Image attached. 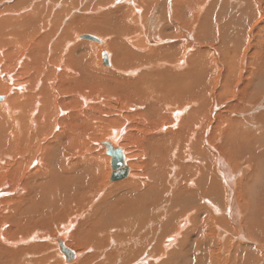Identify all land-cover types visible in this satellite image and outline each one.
I'll return each mask as SVG.
<instances>
[{"label":"rangeland","instance_id":"obj_1","mask_svg":"<svg viewBox=\"0 0 264 264\" xmlns=\"http://www.w3.org/2000/svg\"><path fill=\"white\" fill-rule=\"evenodd\" d=\"M15 1L16 0H10L9 3V1L4 2L0 0V5H12ZM30 1V4L27 3L26 5V11L30 12L29 7H31L32 4L38 5L40 9H44V14L46 15L42 19L44 22H47L45 23V29L37 28L35 30L33 35L34 37L28 35L26 39L24 38L21 43L22 47L18 43V48L20 47V50L18 51L24 50L22 60L24 59L25 53L29 52L28 49L30 48V45L37 37L41 35L44 37L43 33H48L47 31L51 32L54 30L53 36L50 37L46 43H44V48L51 50V44H54L58 41L62 30L66 27V24L76 19V28H73L74 31L72 30L71 32L73 35L81 32V29H86L89 32L83 33L82 31L81 34L79 33L80 36L91 35L95 37H102L106 41L105 46H100L98 44L99 41L93 43L92 41L81 39V41L85 40L93 43V47L89 50L93 55H91L92 60L89 62V64H91L95 70H99L101 67L105 68V66L101 65L100 61L103 49L106 48L111 52L109 45L113 46V43L118 41L124 43L123 46H127L129 50L131 49L130 51L132 53H135V55L138 53L136 51L137 47L146 48L144 52H139L145 55L147 52L150 54L151 49L157 50L170 45H172L174 49L169 50L170 53L164 55L167 60L165 58L160 59L161 54H154L152 55L153 57L151 60L146 64H142L140 61H137V57L134 55L135 57L133 58L135 59L132 58V61H128L124 65L125 70L122 69V74L120 73L124 77L126 76L125 79L133 80L139 77L143 71H145V73L155 72L158 88L156 90H152V86H150L151 84L147 83L146 87L149 86L147 87L149 88V93L144 92L143 95L148 94L151 95L152 98L158 97V100H152L150 98L147 99L143 106H130L129 109H127V102L121 104V102L118 100V98L122 97L121 95L119 97L113 98L111 102L107 101V103H103L100 108L103 109L104 113H106L105 116L98 118L97 115L100 108H96L90 115V118L93 116L91 121L89 119V121L84 124H77V130L81 131L82 129V132L86 129L88 130H86V132L84 131L87 137L84 134L86 138L83 137L80 143V148H84V144L85 147L88 148L85 151L82 149H75L74 151L73 149L69 154L70 156H64L61 150H56L54 154L59 156H55V159H51L48 167H43L44 172L39 174L38 178L34 182L28 181L31 188V193L29 196L19 201L12 200V204H5L7 205L5 206L7 209H11L10 212L6 209L4 211V215H11V218L4 226L3 223L0 222V226L3 227H0V231L9 229L11 226H15V224L21 220L22 227L17 228H20L19 230L21 231L20 233H22L23 237L31 236L33 238L34 236L32 235L35 233H37L38 236L32 241L29 240V243L27 242V244L18 245L17 247H8L30 249L32 244H34V247H36L39 246L40 242L42 241L43 242L41 246L44 247V244L46 243L45 239L41 240L42 237L44 238L48 235H51L54 240L57 236L60 237L64 231L61 225L64 224L66 229L68 224L73 223V227L68 231V235L74 234V239L79 236H81L82 239L88 237V232L90 229L92 232H94V235L91 237L90 234L92 232L89 234L90 240L85 244L84 250H82L83 247H78L76 249V252L81 253V260L87 257L88 264H108L103 258L104 253L108 252H114L122 259H129L130 263L135 262L138 257L142 260L147 254H151L152 257L156 258L162 252V247L158 246L160 243L159 240L163 243L167 237L172 235L173 231L178 225L177 220L175 221L174 228L172 225L169 227L166 225L168 219L176 217L175 215H170V212L181 209V206L178 204V202H183L187 199L185 197L186 192L175 195L178 186H175V182L171 181L169 183L170 187L173 188V194L171 199L165 202L168 195V184L164 185V190L162 189V186L163 183L167 181V179L171 180V175L169 174H167L168 178L162 177L159 174L160 179L157 180L158 185H155L154 182H151L152 184L148 183L145 185V187L142 186V193L138 191V187H134L133 189L122 188L116 190L114 186L118 185L119 183H109V176L105 174L107 164L105 161H103V157L101 155L102 149L97 145V143L103 142L108 138L110 139L112 134L111 131H113L115 128L121 130L120 141L124 144V149H126L128 153L130 150L134 153L138 152V148L136 147H149L151 138L155 136V146L148 150L147 153L150 154V157L152 158L163 155L162 160L166 161L164 168L165 172L166 169L168 170V165L175 163L176 156L175 160H173L174 152L176 155H179V153L184 151L183 147L185 146L186 139L188 138V135H185L182 138L176 140L180 141L181 144L176 141L173 143H168L169 132H175V130L178 128H189L192 130L197 127V124H199L200 128L199 130H195L196 135L195 140L193 141V147L197 148V150L194 152V156L196 158L200 157L199 160L204 159L202 156L203 152L199 150L201 146L207 149L205 138L207 137L208 142L210 140H215L212 135L213 129L218 130L217 140L220 137V133L232 132L234 136L232 138L224 139L223 145L226 146L229 143L233 153L230 151L231 149L226 148L225 152H231L237 157V161L233 165L236 169L241 170L246 168L245 172H240L237 182L241 179V175L243 173L252 172V182L248 190L252 196L251 205L254 209L255 194L260 197L259 201L261 206L264 205V0H259L260 3H257L259 7H257L254 11L251 9L252 2H250V0H238L245 4L249 11L241 10L244 9V5L241 7L240 5H236L229 0H192L193 4L191 3L192 5H190L189 2L188 5L190 6L183 8V11L177 15L173 14L174 7L170 5L171 2H175H173V0H51L55 2L48 0ZM201 2H203L201 7L204 3L205 6H203V9L200 11L198 4ZM177 5H179V3ZM46 10H48V13ZM135 10H138V12ZM26 11L24 14L27 13ZM194 15L201 16L198 17V19H196L197 22H194L193 24ZM91 18H101L103 20L100 23V27L98 26V28L93 31L91 28L88 29L85 27L88 23H90ZM131 20L134 21L133 24ZM52 22H55L57 25L52 26ZM200 23V28L204 35L201 39L200 37L197 39L195 37V33H197V25ZM191 24L196 25V28L191 27L192 29H189V25ZM124 25L132 27L133 30L128 33L123 32L122 34ZM165 26L168 29H164L163 33H160L161 29ZM157 30H159L158 32L162 36L157 34ZM190 30L193 32H190ZM207 33H210L212 37H205V34ZM127 37L130 38L128 39ZM127 39H133L136 43L129 44V42H125ZM26 45H28L29 48H27ZM134 46L136 47L134 48ZM25 49H27L26 52ZM117 49H121L120 43H118ZM6 52L7 51L5 50L4 53ZM104 52L106 51L104 50ZM50 55H52V53H50ZM192 55H197V57L202 60V65H206L201 70L200 76L198 78H195L190 60L189 63L187 62V60ZM182 59L185 61V63L182 62ZM133 60L136 61L134 62ZM164 60L167 62V65L162 62ZM2 63L3 61L0 62V66ZM160 63L161 65L164 64V66H166L163 68L165 70L171 65V67L175 70L159 73L157 71L163 70L162 67H164L163 65L161 66ZM155 64H158V67L160 68L155 69ZM174 64H177V68L174 66ZM150 65L153 67L154 71L151 70ZM74 68L79 71H84L82 62L75 64ZM137 68L139 69L136 70ZM230 69L232 73L228 74L227 72H229ZM174 71H180L179 78L174 75ZM127 72L130 75L127 74ZM96 77H98V80H96ZM226 79L230 80V89L225 87ZM98 83H101V86H99V89H102L101 95H103L102 93L104 92L106 93V95L104 94V97L107 98V95H117L115 87L122 82L107 78L96 73L95 71H93L92 74L85 73L84 84L87 85V87L88 85H91L90 89H94ZM194 86L203 90L196 94H181V92H176L178 87H183L184 91L187 92L196 89ZM112 89H114L113 91L115 92H113ZM152 91L158 93L153 94ZM246 91H249L247 97ZM165 92H167V94ZM94 95L95 94L90 95L92 100H95L96 95ZM205 95L206 102L204 103L202 99H204ZM0 96H3L4 98V95L0 94ZM135 99V101L138 100L137 102H141L139 98L136 97ZM181 99L184 100V105H181L180 107H187L186 112L183 114L184 116L181 115L179 119L174 120V122L172 120H166V118L162 117V115L165 113L167 114L171 112L172 109H174L173 107L176 106L178 101ZM121 100H123V98H121ZM149 106H153L152 109L154 112L160 113V118L159 120H155V115L150 112L149 119L154 120L156 124H152L151 132L153 133V136L151 133L150 141H147L146 143L143 141L149 134V131L146 129L145 123H140L136 113L145 110ZM205 108L207 110L208 108L210 110L212 109V114L202 117ZM65 114L66 113H62L60 117H65ZM216 117H219L220 119L217 120ZM89 125L90 127H88ZM130 126H133L134 128L132 127V129H129ZM162 126H164L163 129H161ZM79 127L82 128L80 129ZM170 127L171 129H169ZM128 134L130 139L128 142L133 143L134 146H129L125 138L123 140V137ZM46 141V145H52L55 143V140L52 136H48ZM58 142L64 145L66 142L65 136H61ZM115 144L120 147L117 143ZM209 151H211V149L208 145L207 152ZM132 158L131 160L129 158L130 162L137 164L138 159L136 157ZM144 158L146 160V154H144ZM76 161H79L78 166L76 165ZM81 161L86 163L81 164ZM187 161L186 159L182 160L185 165H187L186 162L190 163L191 165L198 164L197 162L192 164L191 160ZM44 163L45 161L41 163V166ZM93 163L95 164L92 165ZM90 168H92L91 172L85 171ZM131 169L132 170L130 171L131 173L133 172V174L140 172L138 167H131ZM108 170L111 171L110 166H108ZM155 173V170L152 171L148 169L145 173L144 180L150 178L149 180L155 181ZM74 177L76 180H73ZM128 177H130V174ZM132 177H134V175H132ZM244 178L245 180H248L247 175L244 176ZM90 179H92V182L86 185ZM53 180L54 182H60L59 192L55 193L54 197L51 198V202L50 199L42 202L44 207V212L42 213L39 210L41 203L39 206H37L36 204H33L34 202L29 198L34 200L37 194V187L43 183L46 185L49 182L52 183ZM159 182H162V184H159ZM46 185H42L43 194L47 193L46 191L50 187ZM74 185H76V187H74ZM13 188H16L15 183L11 189L13 190ZM60 188L64 189L65 192L60 190ZM247 188L248 184L244 186V190ZM8 189H10L9 186L6 188V190ZM83 189L84 192L82 191ZM143 189H145L144 193ZM74 190L79 191L77 195H75ZM252 190L253 192H251ZM12 193L13 194L10 195L4 190L2 194L6 197H15L16 193L14 191H12ZM220 193L221 197L219 198L221 199L219 202L223 203V200H226V198L229 196V192L223 186ZM188 195L191 194L188 193ZM138 199L142 202V210H135L130 214V208H132L137 203ZM97 205L98 208L96 207ZM17 207L18 212H14V209L16 210ZM109 208H120L123 210L118 211L116 213L117 216L113 220L114 216L108 213ZM167 209L168 212L166 211ZM32 210H34L35 214ZM82 211H85L83 212L84 214L81 213ZM104 211L106 214H104ZM122 211L125 213V215L122 214ZM143 212H145L149 222L146 223L142 229H138L136 224L141 220L140 216ZM194 213L198 219L201 217H207L204 214L202 215L197 210H195ZM103 214L105 219L99 220L98 224H100V226L97 224V226L94 227L96 220L102 217ZM212 214L216 219L218 214L214 212L213 208ZM181 216L182 215H180L179 218ZM221 218L224 221L229 220L225 214H223ZM249 220H251V222L256 221L250 217ZM13 222L14 224H12ZM220 225H224L223 222H221ZM8 226L10 227L8 228ZM114 227L120 228L118 231L119 234L117 236L118 244L116 246L110 244L109 241H107V239L110 240L109 237L112 236V234L114 235L118 230ZM186 228L188 233L185 238L186 242L188 241L184 250L186 252L173 256L169 255L166 258L162 257L157 259L155 262L151 261L152 263L150 264H201V262H198L197 260L203 259V264H209L206 261L215 259L210 255L209 249L208 251L203 249L199 250L195 246V241H193V238L199 235L195 234V230L192 228V225L187 223ZM15 229L16 228H13L11 232H16ZM256 232L258 233V231H254L252 234L256 235ZM106 233L109 235H106ZM221 235L222 233H219L218 230L215 231L213 241L215 250L219 252V256L217 260L218 262L214 264H220L219 262L222 261L224 257H228L227 251H219L221 245L223 244L222 240L220 239ZM230 236L232 235H228L226 237L225 242L228 240L230 241L231 239H233L232 242L234 241L235 236L233 238H230ZM125 239H127L126 242L130 240H134V242H132L130 245H125L126 242L122 243L121 241ZM252 243L254 246L249 245L246 247L236 248L234 255L240 258L239 264L242 263L245 253L247 254L246 256L252 257V264H263L262 261H257L256 253L253 251L254 247H259L261 249L263 248L259 244L254 242ZM72 244H75L74 240ZM108 244L109 246L106 248L108 250H104V247H106ZM49 245V249H51V247L53 248L52 244ZM164 245H169V242L168 244L164 243ZM48 247L47 245L44 247L45 251L50 252ZM139 247L141 248L139 253L140 256H138L137 253L135 256L138 257H135L134 259H131L128 255H126L123 250L125 248ZM246 249H248L247 252ZM174 250L176 251V248ZM51 252L55 254V251ZM58 252L61 253L59 250ZM181 256L182 258L180 259L179 257ZM235 256L234 260H236ZM14 257L15 258L13 260L18 257V254H15ZM27 259L29 258H24V260ZM16 261H18V258ZM74 261L75 260L72 262ZM20 262L18 263L22 264ZM116 264H122V262L118 261Z\"/></svg>","mask_w":264,"mask_h":264},{"label":"bare ground","instance_id":"obj_2","mask_svg":"<svg viewBox=\"0 0 264 264\" xmlns=\"http://www.w3.org/2000/svg\"><path fill=\"white\" fill-rule=\"evenodd\" d=\"M1 1H4V2L9 1L10 3V0H1ZM48 1H51V0H48ZM229 1L236 5H240L241 7L244 5V9H241V8L240 9L243 11H249L246 5L241 3L240 1L238 0H229ZM30 2H31L30 0H16L12 5H0V62L3 61V63L0 66V94L4 95L3 102H0V222L3 223V226L6 225L8 220L11 218V215L9 216L4 215V211L7 209L5 207L7 205L5 204L7 203L12 204L11 202L13 201H19L29 196V194L31 193V188L29 186L30 184L28 183V181L34 182L38 178V175L44 172L43 167H48L50 160L55 159V156L56 157L59 156V155L54 154L56 150L58 149L59 151L61 150L63 155L67 156L70 154V152H72L73 149L74 151L75 149H80V150L82 149L83 151H85L88 148V147L87 148L85 147V144L83 145L84 148L82 147L80 148L81 140L83 137L86 136V133H84V131L86 132L87 129L82 132V129H81L82 127L81 128L79 127L81 131L77 130L76 128L78 126L77 125L78 123L84 124L87 121H89V119L91 121V118H93V116L90 118V115L93 110H95L96 108H100L101 105L105 102L107 103V101L111 102L113 98L119 97L120 95L122 96L121 98H123V100H121V98H118V100L121 102V104L124 102H127V109H129L130 106H143L145 102L147 101V99H150V98L152 100H158V97L152 98L151 95H148V94L143 95L144 92L149 93L148 92L149 88H147L149 86L146 87L147 83L151 84L150 86H152L151 88L152 90H156L158 88L157 81H156V73L155 72L145 73V71H143L140 74V76L137 77L136 79L128 80V79H125L126 76L124 77L123 75H121L122 69L125 68L124 65L128 61H132V58L135 56L137 57V61H140L142 64H146L148 61H150L151 58L153 57L152 55L154 54H161L160 59L165 58L164 55L169 54L170 53L169 50L174 49L173 46L170 45V46L157 49V50L151 49L150 54H148L147 52V54L145 55L139 52H144L146 48L137 47L136 51L138 53L136 52L137 55H135V53H132L130 51L131 49L129 50L127 46H123L124 43H122L121 41H118V42L113 43V46L109 45V49L111 50L112 53L106 48H104L102 51V52H104V50L106 51L105 53L108 56L109 65L108 66L103 65L102 55H101L100 57L101 65L105 66V68L101 67L100 69L98 68L99 70H95V68H93L91 64H89V62L92 60L91 58L92 54L89 50L93 47V43L95 41L89 40V41H92L93 43L85 41V40L81 41V36H82V35L80 36L81 32L82 31L83 33L89 32L86 29L84 30L81 29V32H78L77 34L74 33L75 35L71 33L73 28H76V24H75L77 22L76 21L77 19H76L66 24V27L62 30V33L58 41L55 42L54 44H51L50 46L51 50L45 49L44 43H46L48 39L53 36L54 30H52L51 32L47 31L48 33H43L44 37L42 35L37 37L35 41L30 45V48L28 45H26L27 48H29L28 49L29 52L25 53L24 59L22 60V55H23L24 50L22 49L23 51H18L20 50V47L18 48V43L21 46L22 40L24 38L26 39L28 35L32 37L37 28L45 29L46 27L45 23L47 22V21L44 22V20L42 19L46 15L44 14V9H40L38 5L32 4L31 7H29L30 12L26 11L27 10L26 5L27 3L30 4ZM51 2H55V1H51ZM173 2L174 3L171 2L173 5L171 3L170 5L174 7V12H173L174 15L180 14L181 11H183V8H187L188 6L193 4L192 0H173ZM189 2H190V5H188ZM250 2H252L251 9L253 11L257 7H259V5L257 4V3H260L259 0H250ZM178 3L179 5H177ZM202 3L203 2L198 4L200 11L203 9V6H205V3H204L203 6L201 7ZM25 11L27 12L26 14H24ZM46 11L48 13V10ZM135 11L138 12V10H135ZM189 16H190V13H189ZM200 16L194 15L193 24L194 22H197L196 19H198V17ZM102 21L103 20L101 18H91L90 23H88L87 26L85 27H87L88 29L91 28L93 31L97 29L98 26L100 27V23ZM105 22H106V19H105ZM131 22L132 24L134 23L133 20H131ZM193 24L189 25L190 26L189 29L191 27L196 28V25H193ZM54 25H57V24L55 22H52V26ZM200 26H201V23L197 25V33H195V37L197 39H199V37L201 39L204 35L201 31ZM164 29H168V28H166L165 26L164 28L161 29L160 33H163ZM132 30H133L132 27L128 25H124L122 29V34L123 32L128 33ZM158 31L159 30H157V32ZM190 32H193V31L190 30ZM160 33L158 32L157 34L162 36ZM205 35H206L205 37H210V36L212 37L210 33H207ZM92 37L97 38V40L99 41L98 44L100 46L106 45V41L102 37H95V36H92ZM128 39L125 42H129V44L136 43L134 42L135 40L133 39L128 40ZM118 43H120V47H121L120 50L117 49ZM135 47L136 46H134V48ZM5 50L7 51L6 53H4ZM26 51L27 49H25V52ZM50 53H52V55H50ZM189 60L191 62V66H192V70L194 72L195 78H198L200 76L201 70L206 65H202V60H200L197 57V55L195 56L192 55L187 60L188 63H189ZM133 61L135 62L136 60H133ZM79 62H82L84 71H79L74 68L75 64ZM162 62L165 63V65H167V62L165 60ZM182 62L185 63L183 59H182ZM162 65L164 66V64ZM158 66H159L158 64L157 65L155 64L154 66L155 69L157 68L159 69L160 67ZM171 66L166 68V70L163 69L166 67L164 66L162 67L163 70L157 71V72L164 73V72H170V71L175 70ZM174 66L176 67L177 64H174ZM138 69L139 68H137L136 70ZM151 70L154 71L152 66H151ZM93 71L107 78L115 79V80H118V82L119 81L122 82L119 85H116V87L114 86L117 89V90L115 89V91H117L116 93L117 95L115 94L107 95L106 96L107 98H105L104 94L106 95V93L103 92L102 93L103 95H101L102 89L101 88L99 89V86H101V83L96 84L97 85L95 86L96 90L95 88L90 89L91 85H88L87 87V85L84 84L85 73L92 74ZM139 71H142V70H139ZM227 73L231 74L232 73L231 69ZM127 74L129 73L127 72ZM174 75L177 78H179L180 71H174ZM96 80H98V77H96ZM229 83H230V80L226 79L225 87L227 89H230L231 84ZM167 85H168V82H167ZM113 90L114 89H112V91ZM202 90L203 89H199L196 87V89L185 92L183 87L181 88L178 87L176 89V92H181V94H185V93L196 94ZM152 93L157 94L158 92L155 93L152 91ZM165 93L167 94V92ZM248 93L249 91H246V97L248 96ZM93 94L96 95L95 100H92V97L90 96ZM0 97H3V96H0ZM136 97L139 98L141 102H137L138 100L135 101ZM202 101H204V103L206 102V95L204 96V99H202ZM183 102H184L183 99L179 100L177 105L173 107L174 109H172V111L167 114L165 113L164 115H162V117L166 118V120H172L173 122L174 120H178L179 117L183 115L187 110V107L185 106L180 107L181 105H184ZM152 108L153 106H149L145 110L136 113V116L138 117L140 123H145L146 129L149 131V134L143 141L146 143L147 141H150V138H151L152 124H156L154 120L149 119L150 112L155 115L154 116L155 120H159L160 118V113L154 112ZM211 112H212V109L210 110L208 108L207 110L205 108L204 114L202 115V117H206L209 114H212ZM62 113H66L65 117H60ZM105 115L106 113H104L103 109L100 108L98 110L97 117L100 118L101 116H105ZM216 119L219 120L220 118L216 117ZM90 125L88 127H90ZM132 127L133 126H130L129 129H132ZM163 128L164 126L161 127V129ZM199 128H200V125L197 124V127L192 129L193 131L190 130L189 128H178L175 130V132H169L168 143H173L174 141L182 138L185 135H188V138L186 139V144L183 147L184 151L182 153H179V155H176V153L174 152L173 160H175V156H176L175 163L168 165V170L166 169V172L164 171L166 161L162 160L163 155L155 156L154 158H152L150 157V154L147 153L148 150H150L151 148L155 146L154 144L155 136H153V133H152L153 137L151 138L149 147L147 146H146L147 148L146 147H136L138 148L137 150L138 152L134 153L133 151L130 150V152L128 153V151L124 149V144L120 141L121 130L118 128H115L114 130L112 129L113 131H111L112 133L111 138L110 139L108 138L106 140L112 139L113 141L112 140L111 141L114 144L117 143L123 149L126 164L130 168V170H132L131 167H134V168L138 167L140 169L139 173L133 174V172L131 173L130 171L129 173L130 177H126L125 179H122L118 182H114L115 184L119 183L118 185L114 186L116 190H119L122 188L133 189L134 187H138V191L142 193V186L145 187V185L151 182L152 183L154 182L155 185H158L157 180L160 179L159 174L162 177H167V174H169L171 175V180L167 179L168 178L167 177L166 178L167 181H165L162 186V189L164 190V185L168 184L167 186L168 195H167V200H165V202L169 201L173 194V188L170 187V183H169L171 181L175 182V186H178L175 192V195H179L183 192H186L185 197L187 199L184 200L183 202H178V204L181 206L180 210L170 212V215H175L176 217L168 219L166 225L168 227L172 225V227L174 228L176 220L178 221V225L176 226V229L173 231L172 235L167 237V239L171 238L170 241H166L165 239V241H163L162 243V241L159 240L160 243L158 246L162 247V252L157 256L158 258L152 257L151 254H147L141 260L138 257L140 256L139 255L140 249H141L140 247L139 248H125L123 249L125 254L128 255L131 259L138 257L137 259L138 261L136 260L135 262L130 263L129 259L125 260V259H122L120 256H118V254L114 252H108V253H104V256H103L105 262H107L108 264H116L118 261H121L122 264H150L152 263L151 261L155 262L157 259L162 258V257L166 258L169 255L173 256L179 253H184L186 252L184 250L188 242V241L186 242V239H185L186 236L188 235L186 224L190 223L192 225V228L195 230V234L199 235L193 238V241H195L194 243L195 246L199 250L203 249L205 251L206 250L208 251L209 249L210 255L215 258V259H210L208 261H206V258H205V261L207 263L214 264L218 262L217 260H218L219 252L215 250L214 241H213L214 236H215V231L218 230L219 233H222V235L220 236V239L222 240V243H223L219 251L220 252L227 251L228 253V257H224L223 260L219 262L220 264H239L240 258L238 256L236 257L234 255L235 254L234 252L236 248H238L237 247L238 243H242V242L252 245V246H254L252 242L259 244L263 249L259 247H254L253 251H255L256 253L257 261L260 260L264 264V260H263L264 258V205L261 206L260 201H259L260 197L257 196L256 194L254 198V201H255L254 209H253V206L251 205L252 196L248 192V190L252 182L253 174L252 172L243 173L241 175V179L237 182V179L240 176V172H245L246 168L241 169V170L236 169L233 165L236 163L237 157L234 154H232L233 150L229 146V143L226 146L223 145L224 139L232 138L234 136L232 132L220 133V137L217 140L218 130L213 129L212 135L215 140H210L208 142L207 137H206L205 144L207 146V149L202 146L199 149L200 151L203 152L202 156L204 159L199 160L200 157L196 158L194 156V152L197 150V148L193 147V141L195 140V135H196L195 130L196 129L199 130ZM169 129H171V127ZM48 136H52L54 138L55 140L54 144L46 145L47 144L46 138ZM61 136H65L66 138V142L64 145L58 142ZM124 138L126 139V142H128V140H130L129 134L124 136L123 140ZM176 142L181 144L180 141H176ZM128 144L129 146L133 145V143H129V142ZM97 145L99 146V143H97ZM208 145L211 149V151L209 152H207ZM100 148L102 149L101 155L103 157V161H105V163L107 164V169H106L105 174L110 176L111 171L108 170V166L110 164V157L105 155L104 148L102 147ZM225 148L231 149L230 151L232 153L225 152ZM144 154L147 155L146 160L144 158ZM132 157H136L138 159L137 164L130 162ZM185 159L186 161L191 160L192 164L196 162L198 164L191 165L190 163H187L188 162L187 161L186 162L187 165H185L182 162V160H185ZM43 161H45V163L41 166V163ZM85 163L86 162H82L81 164H85ZM94 164L95 163H93L92 165ZM76 165L77 166L79 165V161H76ZM98 168H99V165H98ZM91 169L92 168L85 170V171L91 172L92 171ZM148 169L152 171L153 170L156 171L155 181L149 180L150 178H148L147 180H144L145 173ZM132 175H134V177H132ZM246 175L248 176V180H245L244 178V176ZM102 178H103V175H102ZM54 180L52 183L49 182L47 185L45 183L39 185L37 187V194H36L35 199L33 200L29 198L31 201L34 202L33 204H36L37 206H39L41 203V207L39 210L42 213L44 212V207L42 205V202L47 199H50V202H51V198L54 197L56 192H59L60 182H57L58 180L56 179L57 180L56 181L57 183H56L54 182ZM73 180H76L75 177L73 178ZM91 182H92V179H90L86 185H88ZM14 183H15L16 188H13L12 190L11 188L13 187ZM159 184H162V182H159ZM246 184H248V188L244 190V186ZM42 185L50 186L48 190L46 191L47 193L45 194H43L42 192ZM8 186L10 187V189L6 190ZM223 186L229 192V196L226 198V200H223V203H222V202H219L221 199L219 197H221L220 191L222 190ZM74 187H76V185H74ZM4 190L7 191L10 195L13 194L12 191H14L16 193L15 197H12V196L6 197L5 195L2 194ZM23 190H25L27 193ZM60 190L65 192L64 189L60 188ZM218 190H219V194H218ZM74 191H75V195H77L79 192L78 190H74ZM82 191L84 192V189ZM144 192H145V189H143V193ZM251 192H253V190ZM188 193H190L191 195H188ZM23 201H26V200H23ZM141 204L142 202L138 199L137 203L132 208H130V214L135 210H139V209L142 210ZM96 207L98 208V205ZM212 208L214 209V212L218 214L216 216V219L214 218L212 214ZM10 209L8 208L7 211L10 212ZM120 210H123V209L109 208L108 213L114 216L113 217V220H114L115 217L117 216L116 213ZM195 210L199 211L202 215L204 214L207 217H201L200 219H198L194 213ZM32 211L35 214L34 210ZM166 211L168 212V209ZM14 212H18V207L16 208V210L14 209ZM83 212L85 211H82L81 213L84 214ZM104 214H106L105 211H104ZM104 214L102 215V217L96 220V224L94 225V227L97 226L99 220L105 219ZM122 214L125 215L123 211H122ZM223 214H225L226 217L229 218V220L224 221L221 218ZM180 215L182 216L179 218ZM249 217L253 218L256 221L251 222V220H249ZM140 219L141 220L138 221V223L136 224V227L138 229H142L146 225V223L149 222V219L146 217L145 212L141 214ZM221 222H223L225 226L220 225ZM12 224H14V222ZM61 226L64 229V231L60 237L57 236L53 240L51 235H48L47 237H44V238L42 237L41 239V240L45 239L46 244H44V247L46 245L48 247L49 244L53 245V248L51 247V249H49L50 247H48V250H50V252L55 251V254L52 252L50 253L49 251H45V248L41 246L43 241L40 242V245L36 247H34L35 245L31 243L32 246L30 247V249L29 248L28 249L27 248L26 249L25 248H13V247H17L18 245L27 244L29 240L32 241L38 236H37V233H35L34 235H32L34 236L33 238L31 236L23 237L22 233H20L21 232L19 230L20 228L19 229L17 228V227H22L21 220H19L15 224V226H11V227L8 226V228L10 227L9 229L0 231V264H19L18 262L20 261H21L20 263L22 264H68V263L69 264H88L87 257L81 260L80 259L81 253L76 252V249L78 247H81V248L83 247L82 250H84L85 244L89 242L90 240L89 234L92 232V230L90 229V231L88 232V237H85L84 239H82V237L79 236L74 239V234L68 235V231L73 227V223L68 224L66 229H65L64 224ZM98 226H100V224H98ZM0 227L3 228L2 226ZM13 228H16L15 229L16 232L12 233L11 230ZM116 229L118 230L115 232L114 235L112 234V236L110 237L108 236L110 240L107 239V241H109V243L113 244L114 246L118 244L117 236L119 234L118 231L120 230V228H116ZM254 231H258V233L256 232L257 233L256 235L252 234L254 233ZM107 234L108 233H106V235ZM92 235H94V232L90 234V237ZM228 235H232L230 236V238L231 237L233 238L235 236L233 242H232L233 239L225 242L226 237ZM58 239H62L64 245L70 251L74 252L75 250L76 253L74 252L75 257L73 259L66 260L64 253H62L59 250V246L57 242ZM127 239L121 240L122 243L126 242ZM73 240L75 244H72ZM132 242H134V240L127 241L125 245H130ZM168 242H169V245L167 246L164 245V243L168 244ZM8 246H13V247H8ZM108 246L109 244L106 247H104V250ZM175 248H176V251L174 250ZM58 250L61 253H59ZM137 253H138V256H135ZM15 254L16 255L18 254V257H17L18 261H16L17 258L13 260L15 258L14 257ZM246 255L247 254L245 253L241 264H252L251 262L252 257L246 256ZM234 256L236 260H234ZM25 257L29 259L24 260ZM56 258H59V259H56ZM179 258L181 259L182 256ZM73 260L75 261L72 262ZM203 260H197V261L203 264L204 262Z\"/></svg>","mask_w":264,"mask_h":264},{"label":"water","instance_id":"obj_3","mask_svg":"<svg viewBox=\"0 0 264 264\" xmlns=\"http://www.w3.org/2000/svg\"><path fill=\"white\" fill-rule=\"evenodd\" d=\"M81 39L92 40L98 42L97 38L92 37L91 35H82ZM102 55V63L105 66L109 65L108 56L105 52L101 53ZM4 98L0 97V102L3 101ZM99 146L105 149V155L110 157V176L109 182L114 183L118 182L122 179L128 177L130 173V168L126 164V160L124 157V151L121 147L115 145L111 140H106L99 143ZM171 238L166 239V241H170ZM59 250L64 253L66 260L73 259L75 257V253L67 249L64 245L62 239H58Z\"/></svg>","mask_w":264,"mask_h":264},{"label":"crops","instance_id":"obj_4","mask_svg":"<svg viewBox=\"0 0 264 264\" xmlns=\"http://www.w3.org/2000/svg\"><path fill=\"white\" fill-rule=\"evenodd\" d=\"M255 176H257V175H255ZM246 246H249V244H246V243H244V242H242V243H238V246L237 247H246ZM246 250H248V249H246Z\"/></svg>","mask_w":264,"mask_h":264}]
</instances>
